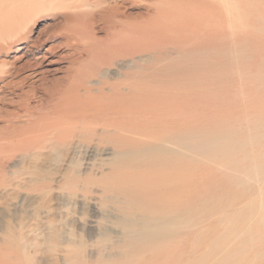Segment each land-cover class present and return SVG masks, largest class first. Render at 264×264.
I'll use <instances>...</instances> for the list:
<instances>
[{"label":"rangeland","instance_id":"1","mask_svg":"<svg viewBox=\"0 0 264 264\" xmlns=\"http://www.w3.org/2000/svg\"><path fill=\"white\" fill-rule=\"evenodd\" d=\"M2 235L0 264H264V0H0Z\"/></svg>","mask_w":264,"mask_h":264},{"label":"bare ground","instance_id":"2","mask_svg":"<svg viewBox=\"0 0 264 264\" xmlns=\"http://www.w3.org/2000/svg\"><path fill=\"white\" fill-rule=\"evenodd\" d=\"M6 41V40H5ZM34 60V59H33ZM46 60H47V58H46V56H43V57H41V58H37V59H35V62L33 63L35 66H42L43 64H45L46 63ZM33 62V61H32ZM50 64L52 63V62H49ZM47 64L46 65V67H49V65L50 64ZM54 69V68H53ZM52 69V70H53ZM48 71L49 70H43V72L41 71V72H33L31 75H33V78H34V83H41V87H45V85L47 84V82H48V80H47V78H46V76H45V74L46 73H48ZM30 75V76H31ZM176 75V74H175ZM32 78V77H31ZM70 78V77H69ZM26 79H28V77H25L24 78V80H26ZM30 79V78H29ZM23 80V81H24ZM67 81V80H66ZM64 82L65 81H60L59 79H54V81L52 82V84L51 85H53V87L54 86H56L57 84L59 85V84H64ZM66 84V83H65ZM10 86V84L8 83V84H5L3 87H4V89H7L8 87ZM63 88L62 89H60V90H62V92H65V93H74V92H78V90H79V87H77V86H75V85H73L72 83H71V81L70 82H68V84H66V85H64V86H62ZM61 88V87H60ZM45 89V88H44ZM36 90V88H33V90H32V92H34ZM49 90V89H48ZM3 94H5V92H2ZM51 93H53V92H51ZM54 93H55V91H54ZM48 96V95H47ZM51 96V95H50ZM2 100L4 99V100H6L7 99V97H6V94L4 95V96H2V98H1ZM47 99V98H46ZM46 99H42V101H41V105L42 106H46L47 104H48V100H46ZM49 99H50V97H49ZM27 107V106H26ZM69 108V107H68ZM23 110V109H22ZM23 112H24V114H25V116H28V117H30V118H32V117H34L35 115H34V113H32L29 109H24L23 110ZM130 138V137H129ZM134 138H136V137H134ZM128 140H130V139H128ZM129 142V141H128ZM209 148H210V146L209 145H207V146H205V147H202V148H199V149H201L202 151L203 150H206V149H208L209 150ZM2 164V163H1ZM251 167V166H250ZM249 170H250V168H249ZM176 215V214H175ZM177 216V215H176ZM14 220H15V218H14ZM119 221V220H118ZM120 222V221H119ZM143 228L145 227V226H142ZM147 230V227H145V231ZM6 233H8V230L7 231H5ZM4 239H6V238H4V236L2 235V236H0V241L2 242V241H4ZM3 248H5V247H1L0 246V250H2ZM0 254H4L5 255V253H4V251H2V252H0ZM37 254V253H36ZM72 254V253H71Z\"/></svg>","mask_w":264,"mask_h":264}]
</instances>
